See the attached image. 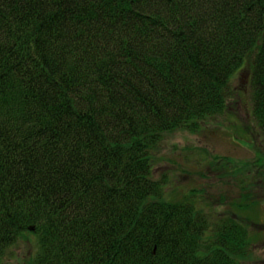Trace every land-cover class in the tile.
I'll list each match as a JSON object with an SVG mask.
<instances>
[{
    "label": "trees",
    "instance_id": "16d2710c",
    "mask_svg": "<svg viewBox=\"0 0 264 264\" xmlns=\"http://www.w3.org/2000/svg\"><path fill=\"white\" fill-rule=\"evenodd\" d=\"M253 55L264 135V0H0V264H238L248 230L213 232L164 198L167 132L225 113Z\"/></svg>",
    "mask_w": 264,
    "mask_h": 264
},
{
    "label": "rangeland",
    "instance_id": "374dc122",
    "mask_svg": "<svg viewBox=\"0 0 264 264\" xmlns=\"http://www.w3.org/2000/svg\"><path fill=\"white\" fill-rule=\"evenodd\" d=\"M253 55L232 78L228 110L197 131L163 135L154 154L155 180L170 202L194 203L208 221L204 240L234 219L248 230L249 248L238 264H264V135L253 114ZM39 238L28 232L4 255L1 264H33Z\"/></svg>",
    "mask_w": 264,
    "mask_h": 264
}]
</instances>
